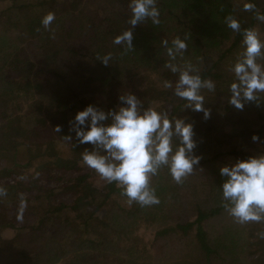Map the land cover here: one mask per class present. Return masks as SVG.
Returning <instances> with one entry per match:
<instances>
[{"label": "trees", "instance_id": "trees-1", "mask_svg": "<svg viewBox=\"0 0 264 264\" xmlns=\"http://www.w3.org/2000/svg\"><path fill=\"white\" fill-rule=\"evenodd\" d=\"M194 1L181 0L183 13H173V8H165L163 1L157 2L160 23L153 25L145 20L138 24L133 29L131 51L113 43L116 35L130 27L128 0H12L0 8V159L3 158L0 176H13L9 174L16 170L15 166L33 167L35 176L0 183V187L6 189V194L0 197V262L219 264L223 257L221 251L232 250L222 264H233L230 247L237 245L234 241L237 228L230 225L224 231L225 238H214L208 235L203 224L210 217H223L226 213L220 206V196L217 197L222 179L219 167L231 161H222V154L241 155L245 159L264 153L261 135L264 124L258 121V117L264 119L261 113L264 93L259 106L249 102L239 110L228 104V85L234 79L229 69L243 49L241 34L226 27L225 17L233 16L240 22L241 29L252 28L260 22L255 12L264 13V0H251L256 6L253 11H244L243 4H229L227 0L220 1L219 7L213 0ZM206 2L211 5L207 11L213 23L200 18L198 11L192 12L195 3ZM34 6L40 7L39 11L31 9ZM48 12L55 14V20L50 29L45 30L40 20ZM64 12H68L65 20L61 19ZM181 14L193 18L186 19ZM261 23L262 28L264 22ZM228 33L231 35L225 40ZM185 34L190 53L177 58L175 63L190 62L198 67L202 78L215 83L214 91L201 89L205 107L210 110L208 119H204L202 112L184 108L186 101L176 97L171 88L163 87L165 80L174 86L177 75L164 67L169 57L161 41L168 40L170 45L173 38H182ZM203 35L219 39V47H211L212 44L202 40ZM260 39L264 40V36ZM106 55H110L108 65L100 61ZM258 63L264 65V57L258 58ZM130 92L141 99L144 107L152 106L167 111L170 118H185L192 123L197 144L194 151L202 157L197 169L184 179L196 184L181 189L166 167L152 177L151 184L159 193L171 188L174 192L171 197L182 196L188 202L180 201L173 211L162 213L153 225L156 226L153 235L145 238H136L135 230L140 217L151 222L152 212L146 210L143 215L140 210L143 207L126 203L115 183H105L99 188L93 186L78 156H56L52 164L53 160L42 159L44 149L52 148L58 139L79 152L83 145H76L63 134L68 133V122L80 108L93 104L107 111L119 103L120 94ZM56 125L61 126V133L54 130ZM37 134L42 141L30 143V138ZM253 134L261 140L253 142ZM224 137H228L225 152ZM7 159L9 166L15 164L8 167ZM17 159L24 161L18 163ZM58 164L74 172L53 192L71 193L70 201L53 202L48 197L49 200L40 205L42 193L48 196L53 187L44 188L37 185L36 180L39 174H48L47 167ZM198 167L203 169L202 174ZM198 185L207 187L208 192L203 201L190 203L191 190ZM32 186L37 188L34 194ZM21 189L29 192L25 199L17 197ZM17 225L21 227L16 228ZM240 225L248 227L250 232L243 242L246 247L242 251L247 253H242L244 264H264V239L257 236L264 231V222ZM23 226L25 235L16 240L15 251L8 252ZM115 229L117 236L112 235ZM122 236L131 242L121 246ZM161 239L169 245L162 246Z\"/></svg>", "mask_w": 264, "mask_h": 264}, {"label": "clouds", "instance_id": "clouds-1", "mask_svg": "<svg viewBox=\"0 0 264 264\" xmlns=\"http://www.w3.org/2000/svg\"><path fill=\"white\" fill-rule=\"evenodd\" d=\"M157 2L128 0L130 17L127 23L130 27L116 35L113 43L131 51L134 48L133 29L138 24L145 20H150L153 25L160 23ZM255 7L251 0L243 3L244 11H253ZM255 18L264 22V13L256 11ZM54 20L55 14L48 12L40 23L49 30ZM225 24L241 34L243 49L229 69L234 79L228 85V104L239 110L249 102L259 106L264 93V65L258 63V58L264 57V40L255 28L241 29L240 22L231 15L225 17ZM187 39L185 34L184 38H173L170 45L168 40L161 41L169 57L164 67L177 75L174 86L165 80L163 87L171 88L176 97L186 101L184 108L202 112L204 119H208L210 110L205 107L201 89L214 91L215 83L202 78L196 65L187 61L175 63L178 56H184ZM109 59L110 55H106L100 61L108 65ZM118 101L115 108L107 111L93 104L86 105L68 122V133L63 135L76 145L91 146L81 152L80 163L94 170L106 183H115L126 203L141 207L158 205L160 198L151 180L161 168L166 167L171 179L181 184L200 165L202 157L194 151L197 144L193 124L185 118H170L167 111L144 107L141 99L132 92L120 94ZM54 130L61 133V126L56 125ZM251 140L256 142L261 138L253 134ZM230 161L219 167L222 178L220 206L237 224L264 222V153ZM5 194L6 189L0 187V197ZM257 236L264 239V231L258 232Z\"/></svg>", "mask_w": 264, "mask_h": 264}, {"label": "rangeland", "instance_id": "rangeland-1", "mask_svg": "<svg viewBox=\"0 0 264 264\" xmlns=\"http://www.w3.org/2000/svg\"><path fill=\"white\" fill-rule=\"evenodd\" d=\"M163 1V4H165V8L167 7H170V8H173L174 11H172L173 13H183L184 11V5L181 4V0H158V2H162ZM214 3L216 4V6H220L221 3L220 1L222 0H213ZM224 1V0H223ZM195 2L194 0H191V3ZM235 3L236 5L238 4H243L245 2V0H227L226 3ZM5 3H12V0H0V8L3 9V7L5 6ZM220 3V4H218ZM225 3V4H226ZM218 4V5H217ZM209 6H211L209 3H204L203 5L201 4H194L193 7V11L192 12H196L198 11L199 12V16L200 18L206 20L207 19H211V16L208 15L209 11L208 8ZM39 8L40 7H35L34 8H31L33 10H36V11H39ZM39 14V12H38ZM68 12H64L63 14H61V19L63 18L64 20L68 17ZM42 16V15H41ZM181 16H184L186 19L189 17V19L193 18L192 15L188 16V14H181ZM0 19L2 20V16L0 17ZM211 22L210 23H213L212 20H210ZM166 21H164L165 23ZM215 23H218V21H216ZM258 24H255L252 28H255L256 31L258 32L259 34V37H261V35L264 36V26L261 28V26L259 24H262L261 22H257ZM207 28L210 27V26H206ZM181 32L179 31V34ZM178 34V35H179ZM230 33H228L224 39L225 40H228L229 37H230ZM185 35L182 36V38H184ZM202 40L204 41H208V44L211 45V47L215 46V47H219L220 43L218 42L219 39H209L206 35H203L202 36ZM3 44H6L5 41H2ZM187 43V41H186ZM189 50L188 48L186 49L185 51V54L184 55H189ZM210 54V53H209ZM193 57L195 58V54L193 55ZM179 58V56L177 57ZM84 107L80 108L83 109ZM261 113L264 115V109L261 111ZM255 116H258L257 114ZM257 119V117H255ZM258 121L259 123H263L264 124V119L262 117H258ZM65 121V120H64ZM63 124V123H62ZM66 126V125H65ZM54 133V132H53ZM261 135L264 137V131L261 133ZM59 138V137H58ZM48 139V138H47ZM227 139L228 137H224L223 138V152H225V144L227 145ZM30 143H34V144H38L40 143V141H42V138H41V135L37 134V135H33L31 138H30ZM225 143V144H224ZM90 148L88 147L87 145H83L81 147V149L79 150V152L77 151H73L67 144L65 141H63L62 139H58L55 143H54V146L52 148H46L44 149V153L42 154V159L43 161H51V164L54 163V159L56 156H61L62 158L64 157H69V158H72V157H75V156H78V161L80 163V159H81V152H83L85 150V148ZM220 148V146H218ZM242 156L240 155H234V154H226V153H223L222 154V161H230V160H235L237 158H240V159H243L241 158ZM20 161H18V163H22L24 160L23 159H19ZM8 164L7 166L8 167H11L13 166L14 164L10 165V160H8ZM17 163V162H16ZM56 163V162H55ZM81 164V163H80ZM61 164H58L57 166L56 165H50L49 167H47L45 169V171L47 172L48 171V174H39V179L36 180V183L37 185H41L43 186L44 188H50V187H53L52 189H50L48 191V196L46 194V192H43L42 193V196L40 198V205H44L45 201L46 200H49V198H52L53 199V202H58V201H64V202H67L70 201V194L69 192H65V191H59L57 192H53L54 188H56L58 185H61V184H64L72 175H73V170L70 169V168H64L62 166H59ZM82 165V164H81ZM82 167V170H84L86 173H88V179L89 181H91L93 183V186H95L96 188H99L101 186H103L106 182L103 181L102 179H100V177L94 172V170L86 167V166H81ZM0 168H3V158L0 159ZM33 168V167H32ZM30 169V167H22V168H19L18 166H15V169L14 171H12L13 173L9 174L11 177L9 176H4V177H1L0 178V183L1 182H4V181H9L10 183L12 182L13 183V180H21L22 178H28V179H31L35 176H33V169ZM198 171L200 174H202V170H199V167H198ZM32 172V173H31ZM52 172V174H51ZM196 174V173H195ZM1 175V174H0ZM35 179V178H34ZM218 182L216 181V184ZM191 184H196L194 183L193 181L189 180V181H184V183L181 185V189L182 188H185L186 186L188 185H191ZM32 188H34L35 190H33V194L35 193L36 191V187L35 186H32ZM156 194L159 196L160 198V203L158 205H153L152 207H143V208H140V210H142V214L145 215L146 214V210L152 212L151 213V222H148V220H145V218H141L140 216V219L138 223L139 226L136 228V238H145V237H151L156 229V226H153L154 223L156 221H158L159 217L162 215V213H168V212H171L173 211L172 209H174L175 207H177L180 203V201H183V200H188L187 198H183L182 196H173L171 197V195L173 194L174 195V192L172 191L171 188L169 189H165V190H161V192L159 193L158 190H156ZM192 193H193V197H191L190 199V203H194V202H201L203 201V198L205 197V194L208 192L207 191V187H202L200 185L196 186L195 188H193L192 190ZM41 192V191H40ZM53 192V193H52ZM18 194L20 195H17L18 199L19 198H22V199H25L28 195H29V192H25L24 190H20L17 192ZM220 194H218L217 197H219ZM51 199V200H52ZM32 202L34 203L35 205V201L32 200ZM188 202V201H187ZM31 203V202H30ZM29 203V204H30ZM189 203V204H190ZM190 206V205H189ZM220 223V224H219ZM233 223H235L233 221V219L228 216L226 213L225 215L222 217H210V219H208L204 224V228L206 229L208 235L211 237H217V236H220L221 238H225V229L230 225H232V227L234 228H237V233L234 235V241L237 245L233 247H230L233 249V257H234V262L233 264H244V255H242V253H244L245 255L247 254L246 251H242L243 247H246L243 242L245 243L250 232L248 230V227H243L242 225L240 224H237L235 223V225H233ZM222 226V227H221ZM21 227L20 225H17L16 228H19ZM221 227V228H220ZM116 229L113 231L112 230V235L113 236H117V233H116ZM129 231V230H128ZM26 232V229L25 227L23 226L22 230H19L17 231V235L14 237V241L9 245V248L7 249L8 252H14L15 249L18 247L17 246V242L16 240L22 238ZM123 237V236H122ZM131 241L129 239H126L125 237H123V241H122V244L121 246H126L130 243ZM161 242V245L164 246V245H167L168 243L166 242H163L162 239L160 240ZM13 244V246H12ZM169 245V244H168ZM232 251V250H231ZM230 251V252H231ZM222 254H223V257H222V260L219 261V264H222V262L224 260H226L225 256L230 253H224L223 251H221ZM249 258H252V256H249ZM0 264H5L4 262H0Z\"/></svg>", "mask_w": 264, "mask_h": 264}]
</instances>
